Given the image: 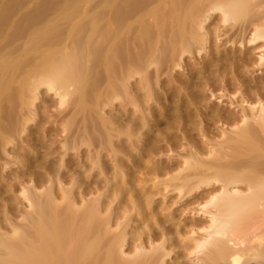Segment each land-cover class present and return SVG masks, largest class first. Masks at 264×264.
I'll use <instances>...</instances> for the list:
<instances>
[{"label": "bare ground", "instance_id": "1", "mask_svg": "<svg viewBox=\"0 0 264 264\" xmlns=\"http://www.w3.org/2000/svg\"><path fill=\"white\" fill-rule=\"evenodd\" d=\"M116 1L108 18L115 23H109L112 28L84 24L71 34L67 46L59 43L61 31L57 32L59 42L56 34L49 33L52 37L31 44L41 51L53 46L40 63L31 64L27 59L14 64L9 58L14 61L10 65L0 60V178L10 177L11 173L3 170L20 163L24 169L18 173L27 178L34 175L37 187L43 188L49 181L44 175L52 169L34 151L45 145L50 129L45 123L53 122L46 121L45 110L32 109L40 88L57 96L60 110L56 114L60 117H56L60 120L55 124L65 133L61 157L74 152L65 161V178L71 176L74 184V173L84 165L81 155L89 167L79 182L77 198L72 188L59 185L55 193L52 185L40 193L32 188L21 192L30 210L18 226L8 224L12 233L0 231V264H130L132 260V264H144L148 259L141 252L130 263L122 259L118 253L125 246V228L111 232L110 216L98 214L116 201L121 217L112 220L115 226H119L118 218H127L128 212L135 210L141 224L135 233L138 237L146 233L149 242L156 240L159 235L153 227L160 229L161 236L177 233L174 223L162 227L168 214L161 216V209L154 212L150 207L152 195L146 180L159 173L169 175L172 189L187 194L212 180L220 183V188L200 203L211 205L216 215L201 228L206 231L203 236L183 247L192 246L190 252L198 249L206 263L245 264L249 251L230 248L227 241L240 239L238 232L246 229L247 218L254 216L252 208L264 201V99L260 96L264 77L247 74L255 63L245 47L258 40L264 47V0ZM101 17L100 13L91 20L102 25ZM16 50L12 49L13 56ZM258 60L263 66L264 54ZM229 89L239 93L248 108L240 102V108L230 109L231 100L223 99ZM30 122L35 127H28ZM214 128L216 133L208 135ZM24 131V140L32 142L29 146L35 144L33 151L20 144ZM10 145L13 156L3 160ZM176 146L185 152L178 155L181 165L174 161L175 153L168 155L167 161L155 160L164 149ZM107 172L113 178L106 181L111 192L104 204L83 202L85 194L98 190L93 183L99 184V180L94 177ZM1 179L0 188L4 189ZM242 182L251 189L249 194L234 193ZM77 201L82 206H77ZM145 218L148 221L144 222ZM254 239L263 240L264 231ZM126 246L130 252V245ZM250 255L262 260L264 249L252 250ZM160 256H154L149 264H157Z\"/></svg>", "mask_w": 264, "mask_h": 264}, {"label": "rangeland", "instance_id": "2", "mask_svg": "<svg viewBox=\"0 0 264 264\" xmlns=\"http://www.w3.org/2000/svg\"><path fill=\"white\" fill-rule=\"evenodd\" d=\"M73 1H74V3H72ZM115 1L116 0H102V1L101 0H0V48H1L0 49V54H1L0 60H2V61L4 60L3 62H6L4 64H7V62H9L8 64L11 65V63L13 64L14 61H16L14 64H16V63L20 64L23 60L27 61V59H28V61H30L31 64H36L39 61L41 62V60H44L42 57L48 56L46 54L48 51L50 52V48H53V46H50V47L48 46L49 47V48L47 47L48 51H46L45 48L44 49L42 48V51H41V49L39 50V48H41V47H33V45L31 46V44H36V43H40V41L43 42V40L44 41L47 40L48 38L52 37V35H50V34H56L55 37H56L57 41L61 39L60 42L59 41L58 42L60 44L61 43L64 44V46L65 45L67 46L69 44V41H70L69 38L70 37L72 38L71 34L74 33V35H75L76 34L75 31L77 32L76 29L78 28V30H79L82 26H84V24L85 25L88 24V25H90V27L92 25V28H93V25L94 26L98 25V26H101L102 28L106 27V29L112 28V26H114L115 23L112 24L113 20L111 21L109 19L111 21L110 22L108 20V18L111 16V15L109 16V14H112L114 12L113 6H115L114 5ZM121 1L122 0H120L119 2H121ZM132 1L134 2V0H130L131 3H132ZM119 2H117V3H119ZM126 3L129 4V2H126V0H125L123 4H126ZM74 7H75V9H74ZM79 10L81 12H83V11L84 12L81 13ZM76 12H80V13L76 14ZM100 13L102 15L100 20L103 21L102 23L100 21V24H102V25H99V22L98 23L95 22V24H94V21H92L91 18L93 19V16L100 15ZM83 14H84V17L82 16ZM69 15H70V19H68ZM85 16H86V19H85ZM81 17H82V19H81ZM77 18H79V19H77ZM133 20H134V18L132 19V21ZM132 21L129 22L128 24L129 25L132 24ZM81 22H82V24H81ZM109 23L112 26H110ZM133 24H135V22ZM101 30L104 31L103 29H101ZM60 31L62 34H61V36L59 35L60 39H58L59 37L57 36L58 35L57 32L60 34ZM15 32L19 33V34H16ZM20 34H21V36H20ZM94 34H97V33H94ZM49 35H50V37H49ZM98 35L99 34H97L96 36L98 37ZM93 36H94L95 40H99V39H96L97 37L95 35H93ZM98 38H100V36ZM7 39H9L11 41H9ZM29 41H30V43H29ZM6 42H7V44H6ZM24 45H27V46H24ZM13 46H15V47H13ZM245 47H246L248 53L250 54L251 60L255 63V65L253 67L251 66L249 68L250 71H248L247 74L251 77H256L259 75H262L264 77V64L261 67H260V64L258 65V63H259L258 59H259L260 55L264 54L263 41L258 40L255 43L246 44ZM13 48L15 50L17 49L16 50L17 52H15L14 56L11 53ZM25 49H26V51H24ZM4 57H5V59H4ZM9 58H13L14 61H13V59L10 60ZM8 59H9V61H8ZM256 65H258V67ZM18 78H20V77H18ZM17 81L19 84L20 80H17ZM17 81L16 82L14 81V83H13L14 86L17 85ZM261 86H262V88L260 89L261 90L260 96L262 97V99H264V84ZM217 93H218V95L221 94L220 92H217ZM226 93L227 94L223 99L231 100L232 105L230 106V109L237 110L241 106H243V107L248 106V104H246L245 101L244 102L240 101V99H242L243 97L239 93L237 94V93L233 92L231 89H229ZM54 95H55L54 91H47L45 88H40L38 90V93H37L38 98H36V101L33 104L34 106L32 107V109L33 110L35 109L37 112L39 110H45V112H46L45 116L46 117L48 116L46 118V121H48V120L53 121L51 123H45V125H44V126L50 128L47 136L44 139L45 145L43 147L39 148L38 150H34L35 144H31V146H29V144L32 142L31 141L26 142L24 140L25 135H26V131H24L20 135V137L23 139V142H21L20 144H22L23 147L26 146L25 149L27 151H33L34 150L36 153H38L39 157L42 160H44L46 165H48L47 167L52 169V172L50 174L44 175L47 180L49 179V181L46 182V186H44L43 188L48 187L49 185H52V188L54 189L53 193H55L58 185L63 189L70 187V188H72V191H73L72 194L74 193L73 196H75L77 198L78 190H80V188L78 186L79 182L81 183V181L83 180V177L86 175V173L88 172V169H89L88 162H85V155L84 156L81 155L80 158L83 160L81 161V159H80V161H81L82 165L83 164L84 165H83V167H81L82 169L81 168L79 169L80 171H76L74 173V175H73V183L74 184L72 185V183L70 182V180H72V179L69 180V177L71 178V176H69L68 178H65V172H66L65 161H67L68 155L70 157H71V155L74 156V152H72V151L69 152V154L68 155L66 154V156H64V158L61 157L60 152H61L62 148L60 146L62 143L61 140H63V138L65 137V133H63V134H62V132L60 133V130H61L60 125H56V124H59L58 120H60L59 118H57L60 116L56 114V111L60 110V109H57V107H58V103H56L57 96L56 95L54 96ZM237 100H239V101H237ZM240 102H242L240 104L241 106L239 105L240 107H238L237 105ZM65 114L69 115V113H64V115ZM56 115H57V117H56ZM68 115H67V117H68ZM64 117L65 116H63V118ZM56 118H57V120H56ZM27 126L32 127V128L35 127L34 123H32V122H30L29 125H27ZM217 126H218V124H217ZM198 129L200 130V127H198ZM198 129L196 131H198ZM209 133L210 134H208V135H212L213 133L215 134L216 129L214 128V129L210 130ZM49 137H50V141H49ZM22 139H21V141H22ZM51 139H52V141H51ZM11 146L12 145L6 147V150L3 153V158H4L3 160H9L12 158L11 156H13V155L11 153H9L11 151L10 149L12 148ZM182 148L183 147H177L176 146V147L171 148L169 151L168 150L166 151V149H164L162 154H158L157 158L155 160H157V162H158V160L167 161V158H168L167 156L168 155L171 156V154L175 153L174 154L175 158L173 157L174 161H176V164L178 163L181 165L182 161L180 160V156L184 155V153H185ZM28 149H30V150H28ZM81 150H82V152H84L85 147L84 146L81 147ZM178 155H180V156H178ZM21 168L24 169V167H22V165L20 163H18V164L15 163L12 166H10L9 168L8 167L5 168L2 172L4 174H7V173L10 174L11 173L10 177L6 176V178L4 177L3 180L0 178L2 180V185L4 186V189L7 190V192L6 191L4 192L3 191L4 189L0 188V189H3L2 190L3 196L0 195V231L4 235L5 234L9 235L10 232L12 233L13 230L10 227L11 224H12V226H18V224L21 223V218L23 217L24 213H26V212H28V210H30L29 205H28L27 201L23 199L21 192H24L25 190H28V189L31 190V188H32L33 192L35 191L34 193H38V192L40 193L41 191L43 192V190H44L42 187H37L35 185V179H34L35 176L34 175H30L27 178L26 174H23V173L19 174L18 172H21V170L23 171V169H21ZM174 171L176 172V170H174ZM15 172L18 174H16ZM24 175H26V176H24ZM112 176L113 175L110 174L109 172H107L104 175L103 174L96 175L94 178L99 180L98 181L99 184L93 183V179L91 178L92 176L90 178H88L89 181H91V183H93V185L98 186V190L93 191L91 193L89 192V194H85L86 196L84 195L85 198L83 197V199H84L83 202L86 200L88 202H90V200H91V202L95 201V203H97L98 205L104 204V202H102V201H104L105 200L104 198L108 197L109 193L111 192V189L108 188V187H110V185H108V183H106V181L108 180V178H109V180H111L113 178ZM105 177H107V178H105ZM168 179H169V175L165 174V173L164 174L159 173V175H154L152 177H149L146 180V188L148 189V191H150V194L152 195V198H151L152 200H150L151 209H153L154 212L159 211L161 209V216L163 214H166V215L168 214V216H169L168 220H167L168 222H165L162 227L166 229L169 227V225H171V223H174V225L177 226V231H178L175 234L173 232H171L169 234H165V235L161 236L160 235V229L157 227H153L152 230H154V232H156L155 234L159 235V238H156V240H152L151 242H149L148 241V235L146 233H144V234L142 233V235L139 237L137 236V234H138L137 232L139 231L138 229L141 227L140 226L141 224H139V221L137 220V217H138L137 211L130 210L128 212L129 216L126 213L127 218H125L124 215L121 219L118 218L119 226L118 225L115 226L116 222L114 223L112 220L116 219L115 216H117V215H118L117 217H121V216H119L121 214L120 213L121 207H117V202L114 201L113 204L110 205L111 208L110 207L108 208V211H107V209L106 210L100 209L101 210L100 214H98V215H100L99 217L110 216L109 217L110 221H109L108 226H110L109 230L111 232L115 231L116 228L117 229L125 228V238H124L125 240L123 242V244L125 243L124 244L125 246L123 245L124 247H122V250L120 249L121 252L119 251L118 254L122 257V259L124 258L126 260L125 262H128V263L131 262L130 260L133 257H134L133 259H135V256H138V254L139 255L144 254L146 256V258L148 259L147 261L145 260L144 264H149L151 259H153L154 256H156V255L160 256L162 254L158 258L157 264H160V263L161 264H217V263H206L208 261L205 260L206 261L205 262L204 260H202L204 257L198 249L190 252V249H191L190 247H192V246L185 248V247H183V245H184V243L187 244V242L192 245L193 239H197L200 236H203L204 233L206 232L205 230L203 231L201 228H203L206 225H209L210 218L213 217L214 214L216 215V211L211 208V205L203 207L202 204H200V203L210 197L208 195H209V193H211V191L217 190V188H220V183L212 180L208 185L202 186L201 188L199 187L198 189H196V191L193 190L192 192L187 194L186 192L183 193V192H179L177 189H172L173 184L169 183ZM80 185H82V184H80ZM3 186H1V187H3ZM236 188H237V191H234V193H236L238 195L239 194L240 195H246V194H249L251 192V189L249 188L248 185L246 186L245 182H244V184H243V182L239 183ZM227 190L230 193L233 192V190H231V189H227ZM2 197H3V199H2ZM54 199L56 200V202L60 201V198L56 197V195H55ZM82 204L83 203H79L78 201L76 202L77 206H79V205L82 206ZM252 210H253L252 213L254 212V214H251V215H254V216H250L252 218H249V219L247 218L246 223H245L246 226L247 225L248 226L246 227V229H244V230L242 229L243 230V231L241 230L242 232L241 231L238 232L239 233L238 236L240 237V239L236 238V239H238V241L229 239L227 241V245L230 248H240V249L242 248L243 250L249 251V254H248L249 258H247L248 261L245 264H264V259H262V260L259 259L257 261L255 259H253L250 255L252 250L253 251L255 250V252H257V251L260 252L261 250L264 249V247H263L264 246V239L260 241L261 243L257 239H254V235L258 234V232H260V231L261 232L264 231V201L259 202V205H256L255 207H253ZM107 212H109V213L106 214ZM118 213H120V214H118ZM253 217H256V218H253ZM169 218L171 219V221ZM121 220H123V221H121ZM248 220H250V221H248ZM146 221H148V218H145L144 222H146ZM4 223L6 224V227H5ZM8 224H10V226H9L10 228L8 227ZM123 226H125V227H123ZM207 230H209V229H207ZM208 232H210V230ZM135 233H137V234H135ZM253 233H254V235H253ZM237 234H234V236L238 237ZM134 236H136V237H134ZM185 237L191 238L192 240L191 239L185 240L186 239ZM241 238L245 239V240L243 241ZM240 240H242V241H240ZM128 244L131 247L130 252H127L128 249H126L127 248L126 245H128ZM258 244H261V245H258ZM132 245H134V246H132ZM125 249H126V251H125ZM134 249H137V250H134ZM102 250L103 249L101 248L98 250V252L102 251ZM140 252H141V254H140ZM102 254H103V252L100 253V255H102ZM132 261L133 262H131L130 264L135 262V260H132ZM227 264H230V263H227Z\"/></svg>", "mask_w": 264, "mask_h": 264}]
</instances>
